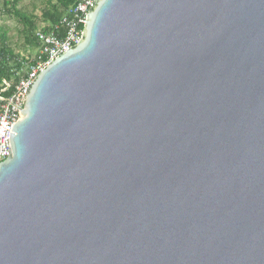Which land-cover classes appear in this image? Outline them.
Returning a JSON list of instances; mask_svg holds the SVG:
<instances>
[{"label":"water","instance_id":"95a60500","mask_svg":"<svg viewBox=\"0 0 264 264\" xmlns=\"http://www.w3.org/2000/svg\"><path fill=\"white\" fill-rule=\"evenodd\" d=\"M25 94L0 264H264V0H93Z\"/></svg>","mask_w":264,"mask_h":264},{"label":"built area","instance_id":"2783aa9c","mask_svg":"<svg viewBox=\"0 0 264 264\" xmlns=\"http://www.w3.org/2000/svg\"><path fill=\"white\" fill-rule=\"evenodd\" d=\"M92 3L93 0H75L58 22L44 23L37 28L31 55L0 57L9 66L8 74H0V162L8 157L9 132L20 118V111L14 106L22 108L27 97L26 87L50 62L79 42Z\"/></svg>","mask_w":264,"mask_h":264},{"label":"trees","instance_id":"16d2710c","mask_svg":"<svg viewBox=\"0 0 264 264\" xmlns=\"http://www.w3.org/2000/svg\"><path fill=\"white\" fill-rule=\"evenodd\" d=\"M18 1L19 0H3V7L8 14H11L21 22L23 25L21 34L24 37V43L30 47L36 45L34 32L37 29V19L52 25L58 22L65 10L75 2V0H55L54 2L52 0H47V6L42 11L41 16L37 18L32 15H27L18 9L16 6ZM1 37L0 57H5L6 55H8L9 58L18 56L19 54L13 52V50L6 44L5 36L2 35ZM8 69V61L0 59V74H8Z\"/></svg>","mask_w":264,"mask_h":264},{"label":"rangeland","instance_id":"374dc122","mask_svg":"<svg viewBox=\"0 0 264 264\" xmlns=\"http://www.w3.org/2000/svg\"><path fill=\"white\" fill-rule=\"evenodd\" d=\"M53 2L55 0H52ZM17 8L34 17H40L42 11L47 6V0H19ZM37 28L41 27L44 22L37 19ZM23 25L21 22L8 14L3 7V0H0V41L2 35L5 36V42L17 54L31 55L35 50L24 43V37L21 34Z\"/></svg>","mask_w":264,"mask_h":264},{"label":"crops","instance_id":"0c3cea01","mask_svg":"<svg viewBox=\"0 0 264 264\" xmlns=\"http://www.w3.org/2000/svg\"><path fill=\"white\" fill-rule=\"evenodd\" d=\"M8 45V44H7Z\"/></svg>","mask_w":264,"mask_h":264}]
</instances>
